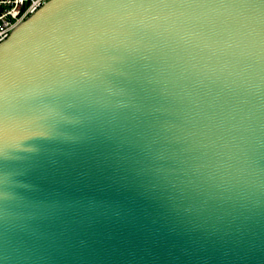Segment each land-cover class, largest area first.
<instances>
[{
    "label": "water",
    "instance_id": "water-1",
    "mask_svg": "<svg viewBox=\"0 0 264 264\" xmlns=\"http://www.w3.org/2000/svg\"><path fill=\"white\" fill-rule=\"evenodd\" d=\"M0 264H264V7L47 0L13 28Z\"/></svg>",
    "mask_w": 264,
    "mask_h": 264
},
{
    "label": "built area",
    "instance_id": "built-area-1",
    "mask_svg": "<svg viewBox=\"0 0 264 264\" xmlns=\"http://www.w3.org/2000/svg\"><path fill=\"white\" fill-rule=\"evenodd\" d=\"M47 0H0V41Z\"/></svg>",
    "mask_w": 264,
    "mask_h": 264
},
{
    "label": "snow or ice",
    "instance_id": "snow-or-ice-1",
    "mask_svg": "<svg viewBox=\"0 0 264 264\" xmlns=\"http://www.w3.org/2000/svg\"><path fill=\"white\" fill-rule=\"evenodd\" d=\"M161 5L203 6V5H230L237 3H255L264 7V0H149Z\"/></svg>",
    "mask_w": 264,
    "mask_h": 264
}]
</instances>
